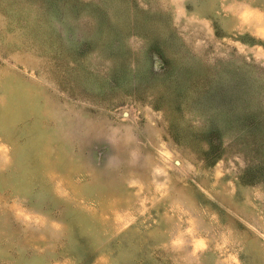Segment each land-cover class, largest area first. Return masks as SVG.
<instances>
[{
    "label": "rangeland",
    "instance_id": "1",
    "mask_svg": "<svg viewBox=\"0 0 264 264\" xmlns=\"http://www.w3.org/2000/svg\"><path fill=\"white\" fill-rule=\"evenodd\" d=\"M0 264H264V0H0Z\"/></svg>",
    "mask_w": 264,
    "mask_h": 264
}]
</instances>
